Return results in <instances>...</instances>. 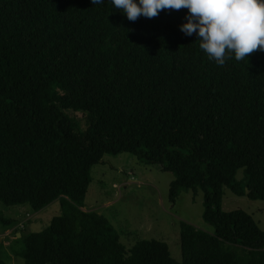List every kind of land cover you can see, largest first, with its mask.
Masks as SVG:
<instances>
[{
    "label": "trees",
    "instance_id": "1",
    "mask_svg": "<svg viewBox=\"0 0 264 264\" xmlns=\"http://www.w3.org/2000/svg\"><path fill=\"white\" fill-rule=\"evenodd\" d=\"M187 14L132 22L111 0H0V203L61 207L17 239L25 264H264V231L221 208L225 189L264 202V52L218 66L180 31ZM121 154L170 172L172 205L203 192L213 233L181 222L180 263L164 242L127 249L83 211L92 169Z\"/></svg>",
    "mask_w": 264,
    "mask_h": 264
},
{
    "label": "rangeland",
    "instance_id": "2",
    "mask_svg": "<svg viewBox=\"0 0 264 264\" xmlns=\"http://www.w3.org/2000/svg\"><path fill=\"white\" fill-rule=\"evenodd\" d=\"M241 176L242 171H239L237 179ZM91 179L83 211H93L105 217L127 249L140 240L164 242L168 245L173 259L180 263L181 222L206 233H213V228L202 218L203 192L198 190L196 195L192 192L182 193L175 205L170 204L169 185L174 177L157 165L140 162L129 154L105 156L101 163L92 169ZM221 208L224 212H246L264 231L263 201H252L245 196L238 197L225 189ZM60 214L58 201L37 213L32 212L26 205L5 206L0 203V219H11L16 224L6 226L0 222V262L25 264L24 260L16 255L22 247L17 239L40 232Z\"/></svg>",
    "mask_w": 264,
    "mask_h": 264
},
{
    "label": "clouds",
    "instance_id": "3",
    "mask_svg": "<svg viewBox=\"0 0 264 264\" xmlns=\"http://www.w3.org/2000/svg\"><path fill=\"white\" fill-rule=\"evenodd\" d=\"M101 5L105 0H91ZM132 22L154 18L166 9H187L180 31L199 38V47L210 61L247 60L257 50L264 52V0H111ZM121 12V11H120Z\"/></svg>",
    "mask_w": 264,
    "mask_h": 264
},
{
    "label": "water",
    "instance_id": "4",
    "mask_svg": "<svg viewBox=\"0 0 264 264\" xmlns=\"http://www.w3.org/2000/svg\"><path fill=\"white\" fill-rule=\"evenodd\" d=\"M19 237H20V235H19Z\"/></svg>",
    "mask_w": 264,
    "mask_h": 264
}]
</instances>
